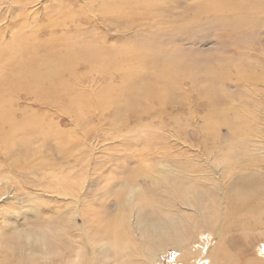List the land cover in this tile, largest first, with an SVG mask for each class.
Wrapping results in <instances>:
<instances>
[{"label":"rangeland","instance_id":"374dc122","mask_svg":"<svg viewBox=\"0 0 264 264\" xmlns=\"http://www.w3.org/2000/svg\"><path fill=\"white\" fill-rule=\"evenodd\" d=\"M124 1L131 0H0L3 54L26 43L29 70L46 74L61 66L62 77L56 91L0 85L15 125L29 121L27 132L14 137L27 133L26 146L17 138L8 159L33 165L9 169L0 154V177H13L0 184L29 194V208L13 214V233L1 234L13 245L3 262H86L78 256L77 230L67 226L76 205L64 191L82 196L92 244L108 264H183L181 250L172 246L162 255L166 244L145 238L141 228L174 219L180 235L194 237L200 263L218 241L219 264L263 258L264 0H180L140 12ZM70 9L75 20L67 17ZM215 10L221 25L201 16ZM236 13L247 21H232ZM46 57L48 64L39 63ZM13 61L0 59V77ZM133 189L139 192L131 196ZM192 221L200 227L212 221L214 228L195 229ZM217 228L225 236L211 239ZM21 233L44 240L28 254L20 249ZM154 253L161 258L147 262Z\"/></svg>","mask_w":264,"mask_h":264},{"label":"bare ground","instance_id":"6f19581e","mask_svg":"<svg viewBox=\"0 0 264 264\" xmlns=\"http://www.w3.org/2000/svg\"><path fill=\"white\" fill-rule=\"evenodd\" d=\"M12 1V0H10ZM19 1V0H18ZM35 1V0H33ZM70 1V0H69ZM72 1V0H71ZM109 1V0H107ZM180 0H131V1H128L130 3H126V1H124L126 3V5H129V6H134L135 10H138L140 12V10L143 8V9H148V10H151V11H156V9H161V8H164V6H167V5H171V4H175V3H179ZM67 2V1H66ZM114 2V1H112ZM132 2H136V4H132ZM10 4V6L12 7L13 9V4L12 2H8ZM56 4V3H55ZM77 4V3H76ZM207 5V4H206ZM227 5V4H226ZM55 6V5H54ZM73 6V5H72ZM75 6V5H74ZM208 6V5H207ZM79 7V5H78ZM217 7V6H216ZM65 8V7H64ZM81 8V7H79ZM223 8V7H222ZM233 8V7H232ZM76 9V8H75ZM132 9V10H133ZM1 10V9H0ZM61 10V8H60ZM236 9H233V11H235ZM10 11V10H9ZM77 11V10H76ZM127 11V10H126ZM203 11V10H202ZM229 11V10H228ZM68 12L70 13L69 16V19L70 21L71 20H75V17H76V12L75 10L73 11L72 9L68 10ZM207 12V11H205ZM219 12V10H218ZM221 12V11H220ZM231 12V11H230ZM211 13V12H210ZM227 13V12H226ZM229 13V12H228ZM7 14H8V11H7ZM6 14V15H7ZM142 14V12H141ZM213 15H210V14H204V15H201V16H205V20L208 21V24H211V23H218L219 25H221V21L218 20V19H222L223 18L220 16V18L218 17V14L217 13V10H215V12L212 13ZM221 14V13H220ZM240 13H236L235 15L232 16L231 20L234 21H240V22H246L243 20V18L239 15ZM229 15V14H228ZM227 16V15H225ZM46 20H50L45 18ZM36 20V19H35ZM254 21V20H253ZM69 23V22H68ZM72 23V22H71ZM75 23V21H74ZM257 22H255L256 24ZM9 24V23H7ZM217 24V25H218ZM42 25V24H41ZM40 25V26H41ZM45 25V24H44ZM39 26V27H40ZM43 26V25H42ZM47 26V25H46ZM45 26V27H46ZM79 26V25H78ZM209 26V25H208ZM260 26L257 24V27ZM5 27V26H4ZM76 27V26H75ZM48 28H49V24H48ZM3 29V27H2ZM26 29V28H25ZM1 30V29H0ZM24 31V30H23ZM9 32V30H8ZM26 32V31H25ZM47 32V31H46ZM51 32V31H50ZM27 33V32H26ZM29 34V33H28ZM32 35V34H31ZM1 36V35H0ZM3 37L4 39V36H1ZM15 37H11L10 39H14ZM22 38V37H21ZM33 38V37H32ZM5 41V39H4ZM25 44H21L19 49H17V52L14 54V55H11L9 57L6 56V54H3L4 51L2 49H0V59L4 58V57H7L8 61H13L14 59H16L17 57H19L21 55V58L20 60L17 62V60L13 61L11 64H10V67H9V72H7L5 75H4V78L0 77V85H6L8 89L9 86L11 85L12 86H19V88L21 89H25V90H28L29 91V86L31 87H36L37 90H44L45 88L46 89H51V91H56L55 89H58L56 88V86L58 85V82H61V75L60 76H57L56 74L59 73L58 70L61 68L60 67H54L53 71L49 73V71L44 74L41 69H30L29 70V63L27 61H25V57L22 58V55L24 53V50L25 49ZM5 45V44H4ZM4 48V47H3ZM24 48V49H23ZM10 51V50H9ZM15 51V50H14ZM20 52V53H19ZM28 53V52H27ZM68 53V52H67ZM66 55V54H65ZM68 55V54H67ZM66 55V56H67ZM61 56V55H60ZM27 57V56H26ZM69 57V56H67ZM37 59V58H36ZM68 59V58H67ZM45 63V64H48L50 62L49 60V57H46V58H41V60L39 61V63ZM3 63V62H1ZM35 63H37L35 61ZM33 64V63H32ZM63 64V63H62ZM14 65V66H13ZM65 65V64H64ZM2 66H0L1 68ZM17 69H19V71L17 72ZM15 72H17L15 74ZM5 73V72H4ZM10 74V75H9ZM15 74V75H14ZM46 75V76H45ZM30 76V77H29ZM244 76V75H243ZM15 78H17L18 82H13V80L15 81ZM29 78L32 79V83L31 84L29 82ZM13 79V80H12ZM63 80V79H62ZM67 81V80H66ZM141 81V78L140 80ZM138 84V83H137ZM136 84V85H137ZM134 85V84H133ZM69 87L67 86V84L65 83V87L64 89H61V90H65V89H68ZM7 89V90H8ZM60 90V91H61ZM49 91V90H48ZM137 92V91H136ZM11 93V92H10ZM8 93V94H10ZM5 96V95H4ZM3 98V97H2ZM1 98V99H2ZM12 101V102H10ZM10 102V106H12L15 102L10 99L9 100ZM16 104V103H15ZM8 106V108H6ZM12 109H14V107H12ZM11 110V109H10ZM9 110V105L7 104V102H4L3 100L0 101V122L5 120L6 123L8 124V128H4L3 126L0 125V154L2 156H4V159H3V165H6L9 169L10 168H14L16 170H20V169H25V167L29 168L32 164H29L24 166L22 165L20 162H18L17 160H10V158L8 159L9 157V154L10 152H13L14 151V148H16V146H26V138L28 136H25L27 133H24L23 135L17 137V138H21L20 139V142L15 143L16 139L14 140V137L16 136V133L18 132H27V129H29V121L25 118V120H22L21 122V125L23 124V126H17L15 125L16 123H14V118H13V110L12 112ZM29 116V115H26V117ZM29 139V138H28ZM28 146V145H27ZM26 148V147H25ZM21 149V148H20ZM1 158V157H0ZM44 159V158H43ZM30 161V160H29ZM42 162V161H41ZM34 163L35 164H40L39 161H37V159L34 160ZM19 164V165H18ZM33 166V165H32ZM3 168V167H1ZM0 180L1 181H5V183L7 182H11L13 180V177L11 176V174H7L5 176L2 175V177H0ZM9 184H0V264H8L7 262H3V259L6 260L8 258H10L11 256L9 254H6L9 250L12 249V246L10 242H6L4 243V239H3V236L1 234H3V231H5L6 233L5 234H12L13 233V230H15V228L12 227V219H13V214L20 211V210H25V209H28L29 208V194H22V195H17L16 193H14L13 190L15 189H10L9 188ZM123 186L125 187L126 184H123ZM122 186V189L124 188ZM17 187V186H16ZM15 187V188H16ZM17 189V188H16ZM7 190V192H6ZM18 190V189H17ZM82 190V189H80ZM86 192V191H85ZM139 191L137 189H133L131 190L130 192V195L131 196H134L136 193H138ZM89 193V191H88ZM207 193V192H206ZM65 197V199H70V201L72 203H74L76 205V208L73 210V212H71L70 214L75 217L76 216V219L71 222L69 225V230L70 228H75L77 230V234L78 236L81 238V242H82V245L78 246V256H79V259H81V257L84 256V258H86V262L84 261V263L82 262V264H108V259L109 256H107L106 254L104 253H99L97 254V251L95 250V247L93 246L94 244H92V237H91V232H90V226L92 225L91 224V218L90 219V225H89V221L87 220V217L85 215V210L83 211V204H85V202L82 200V196L76 192H70V191H64L62 193ZM85 194L83 193V196ZM131 196H129L130 199ZM204 197H205V194H204ZM27 198V199H26ZM135 198V197H134ZM206 198V197H205ZM84 199V198H83ZM85 200V199H84ZM129 200V199H128ZM213 200V199H212ZM211 200V201H212ZM116 201V200H115ZM132 201V200H131ZM130 201V202H131ZM185 201V200H184ZM226 201V200H225ZM31 202V201H30ZM214 202V200H213ZM31 204V203H30ZM6 205H11L12 207L11 208H6ZM86 205V204H85ZM118 205V204H117ZM133 205V204H132ZM83 206V207H82ZM119 206V205H118ZM117 206V207H118ZM126 206V205H125ZM235 206V204H234ZM87 207V205H86ZM214 207V206H213ZM93 209V208H92ZM204 209V208H203ZM195 212H197L196 210H194ZM231 211V210H230ZM70 212V211H69ZM68 212V213H69ZM85 212V213H84ZM136 213V212H135ZM90 215V213H89ZM95 215V214H93ZM92 215V216H93ZM207 217V216H205ZM80 218L81 219V223H77V219ZM70 219V218H69ZM68 219V220H69ZM105 220L107 218H104ZM206 220H208V218H205ZM113 220V219H112ZM70 222V221H69ZM193 222V226L195 227V229H201L204 227H209V228H214L213 224H212V221H202V223H204L201 227L197 224V222L195 221H192ZM201 222V221H200ZM136 223V222H135ZM11 224V225H10ZM103 224V222H102ZM147 224V225H146ZM66 225V224H65ZM64 225V226H65ZM104 225V224H103ZM119 225V224H118ZM139 225H141V223H139ZM198 225V226H197ZM221 225V224H220ZM94 226V225H93ZM105 226V225H104ZM117 226V225H116ZM92 227V226H91ZM103 227V226H101ZM133 227V226H132ZM222 227V226H221ZM106 228V227H104ZM103 228V229H104ZM137 228V226H136ZM141 228L143 229L142 231L143 232V236L147 239H151V240H154L159 242V243H163V244H166V247L164 249V251L162 252V255L163 254H166L169 247H174L175 249L177 250H181L183 252V254L180 256V259L183 262V264L189 262L190 264H219L220 261L218 260H221V255H220V250H221V247H220V243L218 241V243L216 244H213L211 247H210V250L209 252H207V254H205V256H201L200 259L202 261V263H200L199 260H197V258H195V251H193V248H191V245H190V242L194 240V237L192 238H187V234L185 235L184 233L182 235L181 234V228L179 227V224L177 222L176 219L174 220H171V222H169V220H167L166 222H164L163 224H158V225H153V224H148V223H144V225L141 226ZM180 228V229H179ZM67 229V228H66ZM194 229V228H192ZM62 230V229H61ZM63 231V230H62ZM140 231V230H139ZM141 231V232H142ZM46 232V231H45ZM58 232V231H57ZM100 232V231H99ZM105 232V231H104ZM205 232V230H204ZM203 231H201L200 235H202L204 233ZM224 231L221 229V228H217L216 229V233H213V236H211V239L212 237H218L219 239H222L223 236H225V233H223ZM48 233V232H47ZM51 233V232H50ZM59 233V232H58ZM44 234V233H43ZM63 234V233H62ZM140 234V233H139ZM138 233L137 235L140 236ZM31 235V233H30ZM37 235V234H36ZM65 235V234H64ZM63 235V236H64ZM69 235V234H68ZM99 235V234H98ZM102 235V234H101ZM45 236V235H44ZM110 236V235H109ZM37 237V236H36ZM35 237V239H36ZM39 237V236H38ZM52 237V236H51ZM62 237V236H61ZM18 241L20 242V249L25 252V253H28V249L29 247H31L33 244H36V245H41V243L37 240H34V238L32 239L31 237L29 238V234H24V233H21L18 235ZM45 238H47V236H45ZM67 238H69L67 236ZM57 239V238H56ZM55 239V240H56ZM59 239V237H58ZM65 239V238H63ZM71 239V238H70ZM100 239V238H99ZM41 240H44L41 238ZM114 240V239H113ZM53 241V240H52ZM144 241V239H143ZM204 240H201V244H199L198 246H196V249H197V253L198 255H202V253L204 252V248H202V243H203ZM54 242V241H53ZM60 242V241H58ZM156 242V243H157ZM33 243V244H32ZM101 243V242H100ZM105 243V242H104ZM146 243V242H145ZM152 243V242H151ZM78 244V243H77ZM106 244V243H105ZM153 244V243H152ZM158 244V243H157ZM70 245V244H68ZM74 245V244H73ZM79 245V244H78ZM99 245V244H98ZM127 245V244H126ZM63 246V245H62ZM98 247L101 248V246L99 245ZM164 247V246H163ZM71 248V247H70ZM67 249V248H65ZM105 249V248H103ZM125 249V248H124ZM148 249V248H147ZM153 249V248H152ZM69 250V247L68 249ZM85 250H90V251H86L87 252V255L85 254ZM156 250V249H155ZM248 250H251L250 248H248ZM65 251V250H64ZM71 251V249H70ZM106 251V250H105ZM60 252V251H59ZM62 252V251H61ZM68 253V251H66ZM99 252V251H98ZM101 252V251H100ZM222 252V251H221ZM74 253V252H73ZM83 253V255H82ZM159 253V252H158ZM61 254V253H60ZM64 255L66 253H63ZM61 254V255H63ZM149 254V253H148ZM247 254V253H246ZM259 255L261 256V254L259 253ZM71 256V254H70ZM76 256V255H75ZM77 256V257H78ZM64 258V256H63ZM66 258V256H65ZM64 258V259H65ZM68 258V257H67ZM72 257H70L71 259ZM161 257L156 253L153 254V256H149L148 259H147V262H152V263H155V261H158ZM243 258H246L245 260H241L239 261L238 264H264V256L262 258L261 256V259L260 258H254V259H248L247 257L243 256ZM229 258H225L223 264H228V263H225V261L227 262ZM85 260V259H84ZM29 261V260H28ZM71 261V260H70ZM81 261V260H80ZM63 262V261H62ZM70 263V262H69ZM78 263V262H77ZM81 263V262H80ZM221 263V262H220ZM230 263V262H229ZM64 264V263H63ZM66 264H67V261H66ZM149 264V263H147ZM170 264H182V263H179L178 260L174 261V262H171Z\"/></svg>","mask_w":264,"mask_h":264}]
</instances>
